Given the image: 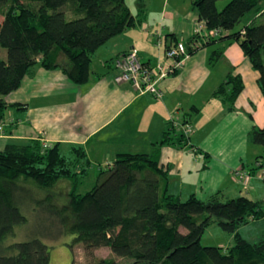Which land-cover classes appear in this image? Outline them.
Masks as SVG:
<instances>
[{"label":"trees","instance_id":"16d2710c","mask_svg":"<svg viewBox=\"0 0 264 264\" xmlns=\"http://www.w3.org/2000/svg\"><path fill=\"white\" fill-rule=\"evenodd\" d=\"M219 1L193 0L208 30H230L250 12L264 10V0H229L221 10ZM0 16V46L7 50L6 58L0 57L3 124L10 106L4 97L20 87L31 67L61 69L72 82L85 84L95 50L136 22L127 0H0ZM230 36L259 71L264 96V23L250 22ZM195 41L198 35L188 46ZM243 89L242 77L229 73L214 95L233 109ZM249 137L264 147V126L253 128ZM187 142L188 135L180 132L165 135L160 144ZM61 146L33 139L0 151V242L28 222V211H41L82 243L89 256L107 246L131 264H264V234L251 242L238 231L264 216V200H222L219 192L206 200L195 195L182 200L165 189L157 152L118 154L112 167L99 174L100 181L81 193L77 188L88 170L86 155L74 146L75 154L68 156ZM256 163L263 167L264 155ZM63 178L72 181V188L67 202L59 204L47 191ZM37 191L45 193L39 197ZM213 223L234 235L232 246L201 244ZM0 264H50V246L39 237L13 243L0 253ZM94 264L117 262L102 258Z\"/></svg>","mask_w":264,"mask_h":264},{"label":"crops","instance_id":"0c3cea01","mask_svg":"<svg viewBox=\"0 0 264 264\" xmlns=\"http://www.w3.org/2000/svg\"><path fill=\"white\" fill-rule=\"evenodd\" d=\"M132 5L134 26L95 50L87 83L72 82L61 69L31 67L20 87L4 97L10 106L0 131V151L9 143L33 139L60 143L68 156L76 146L86 155L83 178L90 170L100 174L111 168L120 153L157 152L165 189L182 200L191 195L206 200L217 192L222 200L264 199V176L255 173L261 154L255 149L251 158L256 147L249 137L253 128L264 126L259 71L249 65L232 33L223 30L199 37L203 46L175 74L158 82L160 97L139 93L130 83H115L116 57L136 49L143 62L167 67V48L188 42L200 21L193 0H133ZM229 73L240 75L244 83L233 109L214 95ZM173 122L192 129L183 146L160 144L165 135L180 133Z\"/></svg>","mask_w":264,"mask_h":264},{"label":"rangeland","instance_id":"374dc122","mask_svg":"<svg viewBox=\"0 0 264 264\" xmlns=\"http://www.w3.org/2000/svg\"><path fill=\"white\" fill-rule=\"evenodd\" d=\"M228 2L229 0H220L217 4L218 9L221 10L224 8ZM127 3L133 8V0H127ZM262 7H264V2ZM247 21L254 22L256 24L264 23V10L260 13H257V11L250 12L238 24L228 31L230 33L240 31L246 26ZM223 48L226 49V47ZM215 49H217V47L212 48V53H214L213 51ZM0 56L3 58H6L7 56V50L1 46ZM244 56L250 65L251 62L249 58L245 54ZM261 110L262 108L259 109V113H261ZM253 147L256 148L252 149L251 158H255V149H258L257 152H259V154L264 155V147L262 145L255 143L253 144ZM89 173L90 174L83 178L81 182L79 181L77 188L78 192L84 193L93 188L100 181L99 173L96 170H90ZM255 173L256 176H264V166L257 168ZM71 186L72 181L68 178H63L47 192L54 197L56 202L61 204L67 202L68 192L71 190ZM37 192L39 197H42L45 193L40 191ZM27 214L29 218L28 222L24 225L16 227L13 235L8 236L5 241L0 242V253L6 252V248L13 243L39 237L50 246V264H94L96 260L102 258L115 260L117 264H131L132 262V260L128 258L117 256L113 253L111 248L107 246L95 249L93 255L89 256L85 252L83 244L76 242L73 235L64 233L60 223H58L55 218L48 215L49 218L46 220V215L41 211H28ZM238 231L244 239L251 242H258L264 234V216L255 221H250L241 225ZM233 242V234L224 231L216 223H213L209 228H207L201 239V244L203 246H221L223 248L232 246L234 244Z\"/></svg>","mask_w":264,"mask_h":264},{"label":"built area","instance_id":"2783aa9c","mask_svg":"<svg viewBox=\"0 0 264 264\" xmlns=\"http://www.w3.org/2000/svg\"><path fill=\"white\" fill-rule=\"evenodd\" d=\"M218 32L219 30H208L203 21L196 24V35L199 37L215 36ZM200 46V41L191 43L190 47L185 41H177L166 50V58L170 61L167 67L162 63L150 66L141 60L136 49H132L115 58L113 80L117 84L130 83L139 93H150L160 97L161 90L158 82L169 75L175 74L182 67L186 58L191 55L190 50L198 49ZM172 128L186 135L192 132L189 125L179 122H173ZM2 129L3 122H0V131ZM47 145V143L44 144V146ZM235 175L243 177L240 171L235 172Z\"/></svg>","mask_w":264,"mask_h":264}]
</instances>
